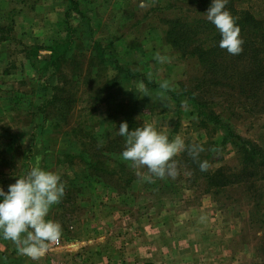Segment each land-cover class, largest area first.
I'll use <instances>...</instances> for the list:
<instances>
[{
	"label": "rangeland",
	"instance_id": "374dc122",
	"mask_svg": "<svg viewBox=\"0 0 264 264\" xmlns=\"http://www.w3.org/2000/svg\"><path fill=\"white\" fill-rule=\"evenodd\" d=\"M75 2L71 12L69 0H0V186L7 191L37 164L65 183L47 217L62 235L49 245L57 251L45 264H99L93 262L97 249L111 264L113 246L127 249L129 234L144 229L146 220H218L219 236H230L235 253L248 249L250 261L257 252L264 256V109L204 86V70L185 54L193 51L191 42L174 46L169 37L171 22L206 17L202 5ZM244 8L264 16V0L245 1ZM156 53L168 61L158 62ZM53 56L61 58L56 68L49 64ZM208 112L220 123L208 122ZM122 122L129 131L151 125L203 151L195 160L187 150L177 154L174 178L148 182L146 167L121 157ZM227 127L234 135L224 142ZM204 160L210 166L202 172ZM79 237L85 240L77 244ZM7 242L9 252L16 249ZM67 245L82 246L76 258L62 256ZM20 258L9 257L8 264Z\"/></svg>",
	"mask_w": 264,
	"mask_h": 264
},
{
	"label": "clouds",
	"instance_id": "9594fccd",
	"mask_svg": "<svg viewBox=\"0 0 264 264\" xmlns=\"http://www.w3.org/2000/svg\"><path fill=\"white\" fill-rule=\"evenodd\" d=\"M227 2L211 0L205 15L220 35L219 47L236 56L243 52V40L234 17L226 10ZM154 59L164 63L169 58L156 53ZM117 135L125 141L122 159L130 161L134 167H146L151 173L144 177L148 182H153V178H174L177 173L172 158L177 154L187 150L195 160L203 151L202 147H187L180 136L169 140L166 134L151 125L129 131L128 123L122 122ZM209 166L207 160L199 162L202 172ZM64 194L65 183L61 175L46 171L38 164L8 185L7 191L0 186V238L12 241L19 255L39 261L49 250V245L61 238V225L47 217L50 208L58 204Z\"/></svg>",
	"mask_w": 264,
	"mask_h": 264
},
{
	"label": "trees",
	"instance_id": "16d2710c",
	"mask_svg": "<svg viewBox=\"0 0 264 264\" xmlns=\"http://www.w3.org/2000/svg\"><path fill=\"white\" fill-rule=\"evenodd\" d=\"M69 1L72 2L73 8H70V11H77L78 3L75 0ZM197 1L204 10H208L211 4V0ZM245 1L248 0H228L226 4V10L234 17L240 28L239 35L243 40V52L239 55H229L225 49L219 47L220 35L206 17H199L191 22L183 23L178 20L171 22L169 37L174 46H186L191 42L189 47L193 51L185 54H190L195 58L204 70V86L226 89L232 96L238 95L243 101L251 102L252 108L264 109V16L258 17L244 8ZM204 10H201V13H206ZM67 18L69 19L68 13ZM65 44V48L70 45L69 41ZM60 59V57L53 56L49 63L50 66L58 67ZM116 67L121 69L120 65ZM128 73L134 77L132 72ZM188 97L194 103H198L199 108L203 107V103L196 102V96L193 93H189ZM54 101L55 96L50 102ZM61 108L63 109V106L59 109ZM39 111L44 114L45 107ZM204 117L208 122L220 123L219 117L214 112H208V115L205 114ZM227 131L228 135L224 138V142L234 135L228 127ZM111 141L110 146L118 145L117 142ZM106 150H110L108 146ZM260 157L264 163V158Z\"/></svg>",
	"mask_w": 264,
	"mask_h": 264
},
{
	"label": "crops",
	"instance_id": "0c3cea01",
	"mask_svg": "<svg viewBox=\"0 0 264 264\" xmlns=\"http://www.w3.org/2000/svg\"><path fill=\"white\" fill-rule=\"evenodd\" d=\"M57 16L60 17V14ZM64 17L66 18V11ZM216 221L218 220H205L206 223H200L201 220H158V222L146 220L144 229L129 234L127 249L121 242L113 246L114 256L111 264H264V256L261 252H257V259L252 261L245 257L248 249H241L240 252L235 253L233 244L228 241L230 236H219L222 226L220 224L218 226ZM77 240L78 244L85 238L79 237ZM7 241L0 238V257L6 258L5 261L0 259V264H8L9 257L22 256L16 249H12V246L9 252L10 248L7 246L10 244ZM79 249L67 245L60 250V253L68 260L76 258ZM54 251L57 250L49 249L39 261L25 257L17 259L14 264H28V262L45 264ZM97 251L98 255L97 253L94 255L93 262L105 264L102 258L109 254L98 249ZM83 252L80 251L81 255Z\"/></svg>",
	"mask_w": 264,
	"mask_h": 264
}]
</instances>
